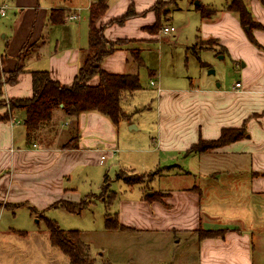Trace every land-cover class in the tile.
Masks as SVG:
<instances>
[{
	"label": "crops",
	"instance_id": "1",
	"mask_svg": "<svg viewBox=\"0 0 264 264\" xmlns=\"http://www.w3.org/2000/svg\"><path fill=\"white\" fill-rule=\"evenodd\" d=\"M93 1L88 0L82 11L77 12V18L68 19L67 16L63 23L55 25L50 24L51 10L48 12L47 9L61 6L44 5L41 12L38 3L32 25H28L26 15L22 14L17 30L10 26V32L6 31L9 35L3 33V38L9 36L5 43L8 54L12 55L8 59L6 52L0 56L1 61L7 62L3 68L5 71L14 69L20 62L26 43H34L31 52L23 57L25 72L18 82L3 86L6 100L32 95L31 71L34 70H48L53 78L65 85L74 82L88 48L89 8ZM143 1L117 0L109 5L100 20L105 25V36L113 41L135 39V27L144 29V26L156 22L153 8L158 0ZM132 3L138 13L136 16L122 25L112 22ZM0 4H7L16 17L18 9H24L23 0H0ZM247 6L253 19L262 25L251 31L258 44L252 41L249 26L246 29L238 14L232 11H223V8L216 15L212 28L201 19L206 22L202 29L205 38H218L220 33H225L220 45L234 62L244 59L242 77L229 86H223V83L216 86L208 80L202 86L190 85L182 92L180 111L172 114L160 110L156 113L157 128L151 137L152 144L149 148H139L149 153L165 152L164 159L159 156L154 164L165 169L160 175L193 177L190 183L160 190L155 197L151 196L153 192L147 191L140 198L124 200L129 209L120 211V223L125 226L120 229L135 234L150 233L157 241L161 238L158 243L164 252L157 258V263L264 264V2L250 0ZM72 7L65 9L76 12ZM7 25L3 23L1 26L7 28ZM53 27L65 30V35L59 31L55 33ZM49 29L54 31L49 32ZM144 30L150 40H158L159 33ZM130 55L131 50L117 49L103 59L102 66L108 71L126 72ZM238 81L241 87L235 86ZM90 82L97 84L99 76L95 75ZM157 89L161 97L158 106L161 107L163 100L168 98H162L160 86ZM7 110L0 109V115L10 112ZM9 114L8 119L0 118V264H31L32 257L19 255V238L24 240L28 232L15 226V208L27 204L24 199L32 194L56 188L66 197L59 200H68L71 188L65 185L64 179H70L74 167L91 161V152H104L100 150L102 146L113 147L116 132L119 142L121 124L130 125L132 129L137 126L133 114L130 120L124 119L115 125L109 116L99 111L82 112L77 118L78 144L68 147L64 144L70 137L61 145L57 142L61 135L58 131L71 127L76 119L61 108L53 111L51 122L36 136L28 135L24 108H17ZM228 127H243L246 134L210 150L189 152L200 139H216L222 129ZM182 152L192 156L188 164L191 170L181 171L179 165L168 169L169 161H174V156L178 160ZM174 163L177 165L176 161ZM205 231L213 233L205 234ZM49 242L53 245L50 239ZM139 249L145 251L146 248L139 245ZM63 256L72 264L67 255ZM58 258L43 256L35 260L38 264H52L51 260ZM136 259V264L153 263L143 257Z\"/></svg>",
	"mask_w": 264,
	"mask_h": 264
},
{
	"label": "rangeland",
	"instance_id": "2",
	"mask_svg": "<svg viewBox=\"0 0 264 264\" xmlns=\"http://www.w3.org/2000/svg\"><path fill=\"white\" fill-rule=\"evenodd\" d=\"M116 1L107 0L109 5H113ZM245 1L249 5L250 0ZM229 2L230 0L163 1L155 8L156 19H159L160 23V28L157 30L158 40H150L142 28L135 27L133 29L136 34L134 37L137 40L125 45L124 48L128 51L134 50L136 55L140 53L141 63L139 64L130 55L126 72H138L142 88L137 90L131 99L123 100L122 106L128 112L138 109L133 113V117H135L133 120L137 127L132 129L130 125L121 124L119 142L116 132L113 147L106 145L100 149L104 152H91V161L76 165L70 179H64L65 185L71 188L67 198L70 202L77 203L78 207L82 205L80 211L70 212L63 206L52 205L53 202L61 198L66 199L65 196H62V191L59 188L32 194L24 199L27 204L15 208L16 215L13 218H15L16 224L22 227L16 224L15 226L28 232V237H25L24 240L19 238L20 256L32 257L34 260L31 264L39 263L38 260H35L36 257L58 256V259L51 260L52 264H69L68 258L63 256L66 254L58 246H53L49 242L45 215L56 220L62 229L80 230L81 238L87 244L89 256L94 259V264H136L138 261L136 258L139 257L151 260L153 263L150 264H163V262H156L164 252L158 243L162 240L161 238L160 241H157L155 240L157 238L150 233L135 234L130 230L124 231L120 228L110 229L107 224L116 215L120 221V211L126 212L129 209L128 202L124 200L140 198L142 193L147 191L161 193L160 190L175 188L181 184L186 185L190 183V180H193V177L191 179L186 177L170 178L160 175L165 169L154 164L159 156L164 159L165 152L149 153L139 148H149L150 146L151 137L155 134L154 129L157 128L156 113L160 110L172 114L180 111L178 106H183L182 96L184 95L182 92L190 85L202 86L208 80L216 86L220 83H223V86H229L242 77L244 59L234 62L233 58L220 45V40L223 41L225 33H220L218 38H205L202 31L206 22L211 28L214 27L215 17L223 8L225 9L223 11H229L226 8ZM38 3L41 12L44 5L61 6L62 8L73 6L72 11L81 12L88 0H23L22 8L24 9H18L17 17L13 10L7 9V15L0 17V56L5 52L6 59L12 56L8 54L5 43L9 36L3 38V33L9 35L6 31L8 29L10 32V26L13 30H17L20 20L23 19L22 14L26 15L28 25H32ZM198 4L204 5L208 8L207 11L212 13L209 18L202 17L197 8ZM79 7H82L81 10ZM50 10L47 9L48 12ZM70 13L72 12L67 9L65 18ZM201 19L206 22H202ZM8 20L9 22H6ZM3 23L8 24V27L2 28ZM165 24L173 25L175 30L163 33L161 29ZM55 27H53L55 33L59 31L65 35V30L60 31L59 27ZM247 27L246 29H248ZM62 29L65 28L62 27ZM53 31L49 29V32ZM66 33L68 32L66 31ZM33 44L30 42L25 44L20 58L21 63L24 62L23 57L34 48ZM201 61L204 63L202 64ZM4 62L0 59V72L2 76L7 77L4 70L7 62ZM212 69H214V73H210ZM152 80H158V82L152 84ZM159 86L163 91L162 98H168L163 100L161 107L158 106V99L161 100L157 89ZM10 104L7 102L0 109H9ZM184 107H186L185 104ZM56 123L57 121L54 124ZM73 129L74 124L71 127H64L62 130L59 128L58 133L61 135L57 142L61 145L66 142L73 134ZM102 153H105L106 157L101 163L99 158ZM173 160L169 161L167 166L175 168L179 165L178 168L182 171L190 169L188 164L192 161V156L182 152L179 154L178 160L175 156ZM175 161L177 165L174 163ZM152 171H156V174L153 175ZM123 177H130L139 182L128 184ZM29 206L35 207L38 214L32 212ZM139 245L146 248V252L141 251ZM60 256H63L64 259Z\"/></svg>",
	"mask_w": 264,
	"mask_h": 264
},
{
	"label": "trees",
	"instance_id": "3",
	"mask_svg": "<svg viewBox=\"0 0 264 264\" xmlns=\"http://www.w3.org/2000/svg\"><path fill=\"white\" fill-rule=\"evenodd\" d=\"M261 1L264 2V0ZM161 2L163 1L158 0L153 9L155 10L156 6ZM108 8L109 4L107 0H95L90 4L88 48L85 51L83 63L71 85L62 84L53 78L48 70H34L31 71L32 95L24 98L6 100L3 95L4 84L17 83L20 75L25 72V65L21 62L17 63L14 69L5 71L7 77L2 76L0 72V107L5 106L7 102L11 103L10 108L7 110H10V112H5L3 115H0V118L8 119L10 116L9 113L17 108H24L26 111L24 124L27 127L28 135L36 136L37 132L43 126L51 122L53 111L61 108L67 115L76 119L73 134L71 133L70 139L64 144L68 147H76L78 144L79 127L77 118L82 112L99 111L109 116L115 125H118L124 119H131L133 113L124 110L122 101L133 96L137 90L142 88L140 75L138 72L108 71L102 66V61L117 49L124 48L125 45L137 39L120 38L113 41L105 36V25L101 24L100 20ZM197 8L202 17L209 18L210 14H212L202 4H198ZM226 8L238 14L244 27L249 26L250 37L254 43L258 44L251 34V31L254 27H262V25L253 19L246 1L230 0ZM65 12V8L62 7L52 8L50 24L63 23ZM137 14L132 3L121 17L114 19L112 22L122 25ZM143 28L150 33H157V30L160 28L159 19ZM131 55L135 61L139 64L141 63L140 53L136 55L134 54V50L131 49ZM95 75L99 76V82L92 84L90 81ZM245 134L246 131L243 127L223 128L218 138L210 140L200 139L189 149V152L210 150L238 140L244 137ZM168 167L170 168L171 166ZM155 172L152 171V174L155 175ZM123 178L128 184L139 182L132 180L130 177ZM157 194V192H153L151 196L155 197ZM54 206H63L70 212H78L83 207L82 205L78 207L77 203L68 200L56 201ZM31 211L36 212L37 209L31 206ZM44 218L51 243L58 246L70 258L72 264H94V259L89 256L88 246L81 238L80 230L62 229L56 220L45 215ZM107 227L110 229L125 228L118 221L117 215L107 224ZM206 233L212 234L213 231H205Z\"/></svg>",
	"mask_w": 264,
	"mask_h": 264
},
{
	"label": "built area",
	"instance_id": "4",
	"mask_svg": "<svg viewBox=\"0 0 264 264\" xmlns=\"http://www.w3.org/2000/svg\"><path fill=\"white\" fill-rule=\"evenodd\" d=\"M9 8V6L7 4H0V16H3L6 14L7 9ZM78 17V13L77 12H72L68 15V19H75ZM175 27L173 25H164L161 29V31L163 33H169L171 31H174ZM152 84H156V80H152ZM236 87H241V82L238 81L235 83ZM105 153H102L100 156V162L102 163L103 160L105 159Z\"/></svg>",
	"mask_w": 264,
	"mask_h": 264
},
{
	"label": "water",
	"instance_id": "5",
	"mask_svg": "<svg viewBox=\"0 0 264 264\" xmlns=\"http://www.w3.org/2000/svg\"><path fill=\"white\" fill-rule=\"evenodd\" d=\"M247 28H248V27H247ZM211 72H213V73H214V72H215V71H214V69H212V70L210 71V73H211Z\"/></svg>",
	"mask_w": 264,
	"mask_h": 264
}]
</instances>
